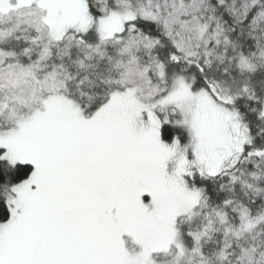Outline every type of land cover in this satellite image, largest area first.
I'll return each mask as SVG.
<instances>
[{
	"label": "snow or ice",
	"instance_id": "snow-or-ice-1",
	"mask_svg": "<svg viewBox=\"0 0 264 264\" xmlns=\"http://www.w3.org/2000/svg\"><path fill=\"white\" fill-rule=\"evenodd\" d=\"M0 264H264V0H0Z\"/></svg>",
	"mask_w": 264,
	"mask_h": 264
}]
</instances>
